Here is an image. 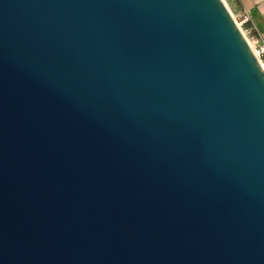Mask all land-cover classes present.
Masks as SVG:
<instances>
[{
	"label": "water",
	"instance_id": "1",
	"mask_svg": "<svg viewBox=\"0 0 264 264\" xmlns=\"http://www.w3.org/2000/svg\"><path fill=\"white\" fill-rule=\"evenodd\" d=\"M0 264H264V70L223 0H0Z\"/></svg>",
	"mask_w": 264,
	"mask_h": 264
},
{
	"label": "crops",
	"instance_id": "2",
	"mask_svg": "<svg viewBox=\"0 0 264 264\" xmlns=\"http://www.w3.org/2000/svg\"><path fill=\"white\" fill-rule=\"evenodd\" d=\"M231 9L238 14L247 10L250 21L247 26H253L255 33L264 39V0H228Z\"/></svg>",
	"mask_w": 264,
	"mask_h": 264
},
{
	"label": "built area",
	"instance_id": "3",
	"mask_svg": "<svg viewBox=\"0 0 264 264\" xmlns=\"http://www.w3.org/2000/svg\"><path fill=\"white\" fill-rule=\"evenodd\" d=\"M241 22L238 23L239 27L244 25V29L241 28L249 46L251 47L256 59L258 60L260 66L264 70V39L255 33L253 26H245L250 21V15L247 10H243L240 15Z\"/></svg>",
	"mask_w": 264,
	"mask_h": 264
},
{
	"label": "rangeland",
	"instance_id": "4",
	"mask_svg": "<svg viewBox=\"0 0 264 264\" xmlns=\"http://www.w3.org/2000/svg\"><path fill=\"white\" fill-rule=\"evenodd\" d=\"M224 3L227 5V7L229 8L230 12L232 13L233 17L235 20H237L238 23L241 22L240 20V13L238 14L237 12H235L233 9H231L230 5H229V1L228 0H223ZM248 24H245V26H247ZM241 28L244 29V25H241Z\"/></svg>",
	"mask_w": 264,
	"mask_h": 264
}]
</instances>
